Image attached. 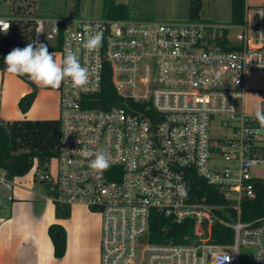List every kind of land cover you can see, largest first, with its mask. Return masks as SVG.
I'll list each match as a JSON object with an SVG mask.
<instances>
[{
	"label": "built area",
	"instance_id": "2783aa9c",
	"mask_svg": "<svg viewBox=\"0 0 264 264\" xmlns=\"http://www.w3.org/2000/svg\"><path fill=\"white\" fill-rule=\"evenodd\" d=\"M10 23L11 19L1 17ZM33 42L79 49L82 65L95 67L88 85L68 81L59 90V155L29 174L55 204H82L101 217L100 264H239L241 246L264 264V217L241 220V203L255 196L253 169L264 163V127L245 109L246 76L264 70V6L245 4L242 23L129 19H33ZM103 32L96 53L82 46L84 27ZM37 29L42 32L37 33ZM110 77L116 97L93 106ZM221 116L223 145L210 137ZM81 149L106 150L110 167L93 172ZM54 161V162H53ZM17 177L0 168V196ZM214 188L215 202L199 193ZM187 187V197L178 187ZM202 194V195H201ZM174 224L194 227L196 241L148 240L152 212ZM234 231L232 241L213 240V226Z\"/></svg>",
	"mask_w": 264,
	"mask_h": 264
},
{
	"label": "crops",
	"instance_id": "0c3cea01",
	"mask_svg": "<svg viewBox=\"0 0 264 264\" xmlns=\"http://www.w3.org/2000/svg\"><path fill=\"white\" fill-rule=\"evenodd\" d=\"M152 1L170 3L174 0ZM189 1L193 5L191 21L211 25H232V0H211L216 5L215 11L203 17L199 15L203 0ZM197 4L198 8L196 9ZM245 4L264 6V0H245ZM4 17L9 19L29 18L15 13L7 14ZM36 17L44 16H35L32 19ZM262 72L264 70H249L247 72L245 109L251 113H255L258 106L264 107V94L254 91V86L261 82L259 73ZM39 90L40 93H46L53 89L40 87ZM58 98L57 92L59 108ZM0 104L1 120H13L15 119L14 115H19V111L14 114L12 109L6 107V104L2 106L1 98ZM40 117H44L41 119H57L51 116ZM35 182L26 175L17 177L16 185L11 192L12 199H9L7 192L0 196V264H100L102 231L100 214L85 205L76 204L66 205L69 215L59 218L56 215L57 205L48 198L44 192L45 187L43 185L40 187ZM53 223L61 224L67 235V250L61 258L54 255V246L48 234V227Z\"/></svg>",
	"mask_w": 264,
	"mask_h": 264
},
{
	"label": "trees",
	"instance_id": "16d2710c",
	"mask_svg": "<svg viewBox=\"0 0 264 264\" xmlns=\"http://www.w3.org/2000/svg\"><path fill=\"white\" fill-rule=\"evenodd\" d=\"M198 7V4L195 8ZM245 0H232L231 24L242 23L244 17ZM106 18L129 19V7L126 3L111 0L106 6ZM32 18L11 19V29L7 35L0 36V69L5 71L4 57L13 48H24L33 42L34 27ZM60 50L61 38L54 45ZM23 78H27L26 76ZM28 82H31L27 78ZM34 84V83H33ZM37 87V86H35ZM35 92L24 95L19 100L23 113H26L35 98ZM93 106L107 108L112 105L116 94L110 77L104 78L102 90ZM60 119L45 120H15L3 121L0 118V168L5 170L9 177H22L29 173L33 161L37 159L40 165L59 155L60 149ZM255 196L244 199L241 203V220L243 222L257 221L264 217V178L253 182ZM207 195L206 201L215 202L217 195L214 188L205 184L199 191ZM201 194V195H202ZM57 205V217H66L69 211L66 205ZM48 234L54 246V255L61 258L67 250V235L65 228L59 223L48 227ZM234 231L230 228L216 224L213 226L212 238L219 243L232 241ZM197 239L194 227L188 224L177 225L170 219L162 217L157 212H152L148 240L151 243L176 244L195 242Z\"/></svg>",
	"mask_w": 264,
	"mask_h": 264
},
{
	"label": "rangeland",
	"instance_id": "374dc122",
	"mask_svg": "<svg viewBox=\"0 0 264 264\" xmlns=\"http://www.w3.org/2000/svg\"><path fill=\"white\" fill-rule=\"evenodd\" d=\"M111 0H0V16L15 13L26 17L44 16L52 19L80 18L97 19L106 18V6ZM124 2L129 6V20L131 21H156V22H188L193 5L189 0L166 1H146V0H116ZM216 5L211 0H203L200 16L207 15L215 11ZM198 8V7H197ZM196 8V9H197ZM205 13V14H204ZM198 21V20H197ZM46 45L50 52H54L56 59L60 60V50L55 48L51 41L46 40ZM261 82L254 86L256 93L264 94V72L259 73ZM3 75V76H2ZM3 77V78H2ZM28 82L27 78L17 77L0 69V98L2 106L6 104L8 109H12L14 114L19 111V115H14L15 121L24 119L36 121L45 120L40 116L60 117L57 105V89L51 92L40 93V87ZM263 91H262V90ZM36 93L30 109L23 113L19 105L21 96ZM59 99V98H58ZM1 108V104H0ZM27 116V117H26ZM47 119V118H46ZM221 116L212 118L209 131L210 137L218 145H223L225 133L221 125ZM54 162V161H53ZM29 174V173H28ZM253 174L264 178V163L253 169ZM32 178V175H26ZM36 185H43L35 182ZM44 187V186H43ZM45 189V188H44ZM44 192L47 194L46 189ZM54 203V202H53ZM55 204V203H54ZM56 205V204H55ZM102 229V225H101ZM255 250L252 247L241 246L239 249V264H254Z\"/></svg>",
	"mask_w": 264,
	"mask_h": 264
},
{
	"label": "clouds",
	"instance_id": "9594fccd",
	"mask_svg": "<svg viewBox=\"0 0 264 264\" xmlns=\"http://www.w3.org/2000/svg\"><path fill=\"white\" fill-rule=\"evenodd\" d=\"M10 23L0 20V31L7 33ZM42 32L37 29V33ZM86 34L82 40V46L89 53H96L103 45V32L93 31L88 26L84 27ZM5 71L17 77H27L37 87L59 89L65 81L74 88L83 89L89 83L91 73H98L99 65L91 69L80 62L79 49L73 50L66 47L60 60L55 53L50 52L48 46L43 43H28L24 48H13L4 57ZM254 118L261 127H264V107L255 109ZM80 154L88 160V167L96 173L108 170L111 164L109 153L104 151L92 152L81 149ZM178 193L181 197H187V187L180 185ZM231 258L223 256L218 258L217 264H225Z\"/></svg>",
	"mask_w": 264,
	"mask_h": 264
}]
</instances>
